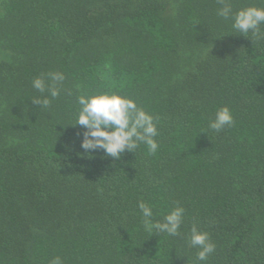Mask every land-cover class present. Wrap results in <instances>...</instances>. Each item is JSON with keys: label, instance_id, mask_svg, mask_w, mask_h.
Returning <instances> with one entry per match:
<instances>
[{"label": "trees", "instance_id": "trees-1", "mask_svg": "<svg viewBox=\"0 0 264 264\" xmlns=\"http://www.w3.org/2000/svg\"><path fill=\"white\" fill-rule=\"evenodd\" d=\"M219 7L0 0V264H193V225L215 244L206 264H264V40ZM56 71L60 95L35 104L33 80ZM110 91L156 118L155 154L81 147L78 95ZM140 200L160 220L183 206L180 234L145 231Z\"/></svg>", "mask_w": 264, "mask_h": 264}, {"label": "clouds", "instance_id": "clouds-1", "mask_svg": "<svg viewBox=\"0 0 264 264\" xmlns=\"http://www.w3.org/2000/svg\"><path fill=\"white\" fill-rule=\"evenodd\" d=\"M220 7L217 16L231 21L234 34H243L254 41L264 40V0L249 4L233 11L231 0H217ZM65 75L62 72H50L33 80L32 87L41 93L40 98L32 101L41 107H48L52 99L60 95ZM47 94V95H45ZM79 110L76 122L86 130L83 133L81 147L85 150L103 149L106 156L120 158L125 151L136 152L145 146L149 154L158 151L159 135L156 118L145 108L139 106L134 98L118 92H100L80 94L77 97ZM234 117L228 106L217 110L215 119L210 121L209 128L215 131L231 126ZM92 152L89 151L88 154ZM142 215L144 230L154 234L177 236L183 222L185 209L177 204L163 215V219H155L153 206L138 201ZM190 246L197 248L193 264H206L208 257L215 251V244L207 232L200 231L195 225L191 229ZM51 264H63L61 257L53 258Z\"/></svg>", "mask_w": 264, "mask_h": 264}]
</instances>
